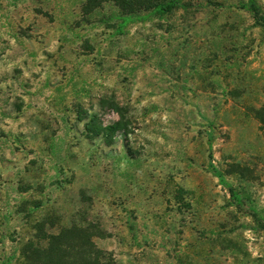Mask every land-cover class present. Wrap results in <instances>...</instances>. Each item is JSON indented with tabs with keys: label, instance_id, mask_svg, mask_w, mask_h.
<instances>
[{
	"label": "rangeland",
	"instance_id": "rangeland-1",
	"mask_svg": "<svg viewBox=\"0 0 264 264\" xmlns=\"http://www.w3.org/2000/svg\"><path fill=\"white\" fill-rule=\"evenodd\" d=\"M0 0V264L78 227L176 264H264V28L247 0ZM264 14V0H255Z\"/></svg>",
	"mask_w": 264,
	"mask_h": 264
},
{
	"label": "trees",
	"instance_id": "trees-1",
	"mask_svg": "<svg viewBox=\"0 0 264 264\" xmlns=\"http://www.w3.org/2000/svg\"><path fill=\"white\" fill-rule=\"evenodd\" d=\"M104 3H111L119 11L118 34L130 24L142 22L149 16L166 15L178 5L177 0H86L82 12L90 14ZM244 8L264 28V14L255 0H247ZM255 220L264 229V218ZM95 236L88 229H63L56 235L47 236L44 246L29 244L22 253L20 264H117L110 253L96 247Z\"/></svg>",
	"mask_w": 264,
	"mask_h": 264
},
{
	"label": "crops",
	"instance_id": "crops-1",
	"mask_svg": "<svg viewBox=\"0 0 264 264\" xmlns=\"http://www.w3.org/2000/svg\"><path fill=\"white\" fill-rule=\"evenodd\" d=\"M98 244L100 248L113 252L120 264H176L167 260L165 254L158 248L129 246L115 237L100 241Z\"/></svg>",
	"mask_w": 264,
	"mask_h": 264
}]
</instances>
